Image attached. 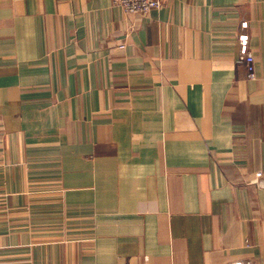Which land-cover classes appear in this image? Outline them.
I'll return each instance as SVG.
<instances>
[{
  "label": "crops",
  "instance_id": "0c3cea01",
  "mask_svg": "<svg viewBox=\"0 0 264 264\" xmlns=\"http://www.w3.org/2000/svg\"><path fill=\"white\" fill-rule=\"evenodd\" d=\"M0 264H264V0H0Z\"/></svg>",
  "mask_w": 264,
  "mask_h": 264
},
{
  "label": "built area",
  "instance_id": "2783aa9c",
  "mask_svg": "<svg viewBox=\"0 0 264 264\" xmlns=\"http://www.w3.org/2000/svg\"><path fill=\"white\" fill-rule=\"evenodd\" d=\"M114 3L120 5L126 13L148 14L152 9L157 8L161 4V0H113ZM254 56L252 53L247 55V62L249 65L250 76L253 75ZM261 177L262 173H258Z\"/></svg>",
  "mask_w": 264,
  "mask_h": 264
}]
</instances>
